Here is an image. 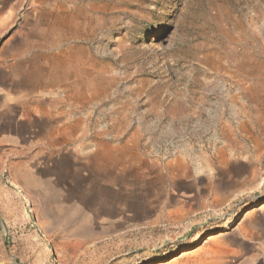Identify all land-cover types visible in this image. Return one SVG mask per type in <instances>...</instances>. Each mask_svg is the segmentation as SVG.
<instances>
[{
	"label": "rangeland",
	"instance_id": "rangeland-1",
	"mask_svg": "<svg viewBox=\"0 0 264 264\" xmlns=\"http://www.w3.org/2000/svg\"><path fill=\"white\" fill-rule=\"evenodd\" d=\"M1 24L0 264H264V0Z\"/></svg>",
	"mask_w": 264,
	"mask_h": 264
},
{
	"label": "bare ground",
	"instance_id": "bare-ground-1",
	"mask_svg": "<svg viewBox=\"0 0 264 264\" xmlns=\"http://www.w3.org/2000/svg\"><path fill=\"white\" fill-rule=\"evenodd\" d=\"M4 24H5V23H4ZM4 27H5V25H4V26H3L2 24L0 25V32L3 30ZM116 150H117V149H116ZM113 152H115V149H111L109 155H111ZM102 153H103V154H102L103 156H107V157L109 156V155H107V153L104 152V151H102ZM258 186H259V184H258ZM188 253H189V252H188ZM186 254H187V253H186Z\"/></svg>",
	"mask_w": 264,
	"mask_h": 264
}]
</instances>
